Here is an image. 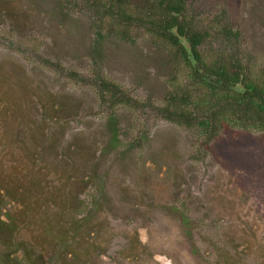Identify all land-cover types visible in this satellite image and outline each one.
Here are the masks:
<instances>
[{
	"label": "rangeland",
	"instance_id": "rangeland-1",
	"mask_svg": "<svg viewBox=\"0 0 264 264\" xmlns=\"http://www.w3.org/2000/svg\"><path fill=\"white\" fill-rule=\"evenodd\" d=\"M186 3L210 32L203 55L231 48L262 80L264 0ZM95 17L0 0V264H264V130L226 121L210 138L164 118L189 85L183 59L109 16L99 37ZM100 76L120 99L101 96Z\"/></svg>",
	"mask_w": 264,
	"mask_h": 264
},
{
	"label": "trees",
	"instance_id": "trees-1",
	"mask_svg": "<svg viewBox=\"0 0 264 264\" xmlns=\"http://www.w3.org/2000/svg\"><path fill=\"white\" fill-rule=\"evenodd\" d=\"M63 1L82 3L95 10L93 22L99 37H103V19L109 16L123 26L136 25L144 29L164 48H172L170 52L167 50L170 61L183 59L189 68V85L176 84L166 98V105L158 108L164 118L187 126L199 125L210 138L226 121L233 126L264 130V77L262 80V77L252 80L249 67L231 48L227 57L223 54L214 59L209 54L204 56L200 48L210 32L197 23L196 14L189 10L186 0H151L144 13H132L129 10L130 0ZM143 14L145 16L142 17ZM223 29V35L230 39L232 29L225 25ZM117 35L127 40V28L117 32ZM98 78L101 96L108 92L114 102L121 98L120 94H123L116 83L102 76ZM190 85L204 89L207 93L196 99ZM113 117L114 113L111 115L113 126L110 144L115 146L119 130Z\"/></svg>",
	"mask_w": 264,
	"mask_h": 264
}]
</instances>
